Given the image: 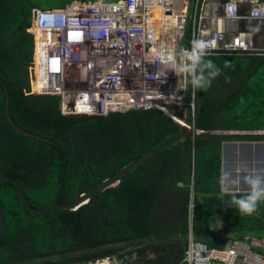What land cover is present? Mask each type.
I'll list each match as a JSON object with an SVG mask.
<instances>
[{
	"label": "trees",
	"instance_id": "obj_1",
	"mask_svg": "<svg viewBox=\"0 0 264 264\" xmlns=\"http://www.w3.org/2000/svg\"><path fill=\"white\" fill-rule=\"evenodd\" d=\"M47 5L0 0V178L14 179L34 208L72 201L184 129L157 108L63 114L55 95L31 93L34 41L27 29L32 9ZM206 59L221 71L211 87L193 92L195 136L163 146L114 186L75 209L35 213L11 182H1L0 264H82L133 252L141 264H186L191 200L193 235L208 245L222 246L224 230L264 236V200L249 216L229 203L248 191L220 195L221 142L264 140L248 133L264 130V56ZM152 248L158 251L146 258Z\"/></svg>",
	"mask_w": 264,
	"mask_h": 264
},
{
	"label": "built area",
	"instance_id": "obj_2",
	"mask_svg": "<svg viewBox=\"0 0 264 264\" xmlns=\"http://www.w3.org/2000/svg\"><path fill=\"white\" fill-rule=\"evenodd\" d=\"M154 7L163 18L155 44L147 23ZM31 28L38 87L32 91L58 95L63 114L155 107L190 127L185 117L194 113L193 88L172 70V58L179 63L194 39L215 42L209 56H264V0H74L59 10L34 9ZM193 213L191 200L181 263L264 264V236L229 231L222 246L208 245L192 233ZM138 261L133 252L82 264Z\"/></svg>",
	"mask_w": 264,
	"mask_h": 264
},
{
	"label": "clouds",
	"instance_id": "obj_3",
	"mask_svg": "<svg viewBox=\"0 0 264 264\" xmlns=\"http://www.w3.org/2000/svg\"><path fill=\"white\" fill-rule=\"evenodd\" d=\"M72 1H74V0H71L70 2H72ZM83 1H96V0H83ZM103 1L104 2H116L117 0H111V1L103 0ZM66 4H68V3H66ZM47 8L52 9V7H47ZM34 9H39V8H34ZM34 9H32V11H31V23H32V12ZM41 9H46V8H41ZM30 28H31V24H30V27L27 29V31H29ZM32 36H33V34H32ZM33 41H34V38H33ZM215 47H216V44L214 41L208 42V41H205L203 39H194L191 42V49L185 50L182 53V58H181L179 63H177L174 58H172L170 60L171 65H172V70L178 74H184L185 75L186 82L191 84L194 93L197 89L206 90L207 88L211 87L212 80L215 79L220 74V71H221L220 68H218L212 60L206 59L207 56L211 55L209 49H212ZM34 61H35V57H34V49H33V59H32V65L30 67V77H29V80H30L29 81V90L31 93H33V91H38V87L36 86L35 82H33V79H34L33 63H34ZM225 66H227V64ZM194 93H193V95H194ZM33 94H36V93H33ZM37 94L54 95V94H43V93H37ZM55 96L58 97V95H55ZM190 100L189 101L186 100V102H190ZM193 101H194V99H193ZM153 108H155V107H153ZM160 111H162V110H160ZM188 111L190 112V110H188ZM67 114H80V113H75V112L71 113L70 112ZM82 114H84V113H82ZM193 116H194V113H193ZM185 122H186V124L190 125V127L182 126V124H180V123L179 124L184 129H189V131H191V133H192V137H190V138H193L195 136L196 129L194 127L193 119H191V121L187 120V113H186V117H185ZM192 127H194L193 130L191 129ZM216 132L219 134V132H234V131H215L212 133H216ZM236 133H239V132H236ZM248 133L264 134V130H256V131H252V132H248ZM228 134H232V133H228ZM220 182L222 185V190L225 192H228L233 186L239 185L241 183V180L239 177L233 178L230 173L225 172L222 174V176L220 178ZM243 182L249 188L247 194H245L243 196H239V197L236 194H233L229 203L238 207L239 211L242 214L250 216L253 213L257 212L259 203L262 200H264V174H248V175H245L243 177ZM81 194H83V193H81ZM85 201L86 200H84L83 203ZM137 264H139V262H137Z\"/></svg>",
	"mask_w": 264,
	"mask_h": 264
},
{
	"label": "water",
	"instance_id": "obj_4",
	"mask_svg": "<svg viewBox=\"0 0 264 264\" xmlns=\"http://www.w3.org/2000/svg\"><path fill=\"white\" fill-rule=\"evenodd\" d=\"M80 114H82V113H80ZM6 117H7L8 121L10 122V119L8 118L7 112H6ZM236 132L237 131H234V132H219V133L228 134V133H236ZM239 133H241V132H239ZM182 136L192 137V133H191V131H189V129H182L180 133L178 132V133L174 134L173 136L168 138L165 142H163L162 145H158L157 147L148 150L145 154L139 156L134 162H132L131 164H129L128 166H126L122 170H119L116 174H114L110 178L103 180L96 187H93V188L89 189L88 191H85L83 194L77 193L75 198L72 201H70V202L65 201L63 203H54V204H51V205H48V206H45V207H41V208H34V207H32V206H30L28 204V202L26 201V199H25V197H24V195L22 193V190H21L19 184L14 179L9 178V177H1L0 178V183L1 182H11L14 185V187L16 188L17 193L19 195V198H20L22 204L24 205V207L27 210H29L31 212L40 213V212H44V211L51 210V209H56V208H70V209H74V208H77L80 204H82L84 200H87L89 197L94 196L95 193H97L98 191H100L102 189H105L107 187H110V186H114L119 181V178L121 176H123V175H126L129 172L130 169H132L133 167L139 165L140 162L144 161L146 158L151 156L153 153L158 151L163 146H166V145L170 144V142H173L174 140H176V139H178L179 137H182ZM224 144H226V141H224ZM228 146H234V147L239 146V147H248V148H251V146H254L253 148L256 149L258 144H257V142H250V141H239V142L227 141V144L223 148L228 147ZM258 166H259V168L262 167L261 165H258ZM256 167H257V165L255 164L254 168H256ZM240 187L248 188L247 185H245V186L241 185ZM2 228H3V217H2V214H1V211H0V236H1V233H2Z\"/></svg>",
	"mask_w": 264,
	"mask_h": 264
},
{
	"label": "rangeland",
	"instance_id": "obj_5",
	"mask_svg": "<svg viewBox=\"0 0 264 264\" xmlns=\"http://www.w3.org/2000/svg\"><path fill=\"white\" fill-rule=\"evenodd\" d=\"M44 1L46 3H48V5H47L48 7H52L53 9H61L66 5V3H69L71 0H52V1L44 0ZM39 9H40V7H39ZM188 114H190V112L187 110V117H188ZM190 116H191V119H193L191 114H190ZM254 150H256V149L248 148V147H239V146H237V147L228 146V147H225L224 149L221 148L220 159L225 162L224 169H223L224 172L230 173L233 178L239 177L240 180L243 182V177L245 175L251 174L249 171H247L252 167L251 163L248 160L250 158H253L254 153H255ZM239 158H248V160H237ZM234 162H235V164H240V166L242 168L240 173H238L239 169H237L238 172H234L233 170H231V166L234 165ZM243 169H246V170H243ZM222 226H223V220L220 217H218L216 219V227L218 230H220L222 228ZM224 231H222V232L224 233ZM223 233H221V234H223ZM150 251H151L150 253H153L152 251L157 252V250L155 248L150 249Z\"/></svg>",
	"mask_w": 264,
	"mask_h": 264
},
{
	"label": "crops",
	"instance_id": "obj_6",
	"mask_svg": "<svg viewBox=\"0 0 264 264\" xmlns=\"http://www.w3.org/2000/svg\"><path fill=\"white\" fill-rule=\"evenodd\" d=\"M235 142H239V141H235ZM250 142H257V144H258L256 150H254L255 153H254L253 158H250L249 160H248V158H239L237 160H248L251 163L252 167L249 170H247V171H249L251 174H264V140H261V141H250ZM226 144H227V141H226ZM226 144H224V141H222L221 144H220V150ZM253 147L254 146H251V148H253ZM224 164H225V162L220 159V178H221L222 174L225 173L224 170H223L224 169L223 168ZM255 164L257 165L256 168H254ZM258 165H261L262 166L261 168L263 170L261 168H259ZM237 169H239V172L237 171ZM231 170H233L234 172L240 173L242 168H241L240 164H235V162H234V165L231 166ZM243 170H246V169H243ZM241 185L245 186L246 184L241 181V183L239 185H235L228 192H225V191L222 190V185H221V182H220V195L222 193H230V192H239V191H248L249 190V188L240 187ZM223 225H224V222H223ZM152 249H154V248H152ZM155 249L158 251L157 248H155ZM148 251L145 252V257L146 258H153L155 256V254H156L155 253L156 251L155 252L152 251L153 253H150L151 252L150 250H148ZM138 262H139V264H141L140 257H139V261Z\"/></svg>",
	"mask_w": 264,
	"mask_h": 264
},
{
	"label": "bare ground",
	"instance_id": "obj_7",
	"mask_svg": "<svg viewBox=\"0 0 264 264\" xmlns=\"http://www.w3.org/2000/svg\"><path fill=\"white\" fill-rule=\"evenodd\" d=\"M53 10H59V9H53ZM148 11H149L151 16L147 20V23H148V27H149L150 34H151L152 43L155 44L156 40L159 36V33H160V28H159V21L160 20L159 19L162 18V16H160V8L159 7H154Z\"/></svg>",
	"mask_w": 264,
	"mask_h": 264
}]
</instances>
